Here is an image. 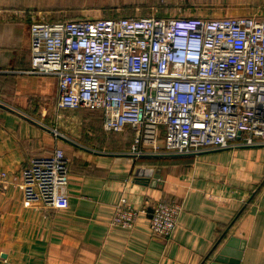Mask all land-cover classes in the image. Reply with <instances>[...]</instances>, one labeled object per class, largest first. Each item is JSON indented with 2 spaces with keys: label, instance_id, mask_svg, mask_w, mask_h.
Instances as JSON below:
<instances>
[{
  "label": "crops",
  "instance_id": "crops-1",
  "mask_svg": "<svg viewBox=\"0 0 264 264\" xmlns=\"http://www.w3.org/2000/svg\"><path fill=\"white\" fill-rule=\"evenodd\" d=\"M165 1L149 0L153 14L264 16L261 5L255 14L243 9L238 16L204 17L200 0ZM37 3H0V171L10 173L0 185V264H208L225 234L236 239L240 264H264V145L146 154L131 163L133 130L107 133L101 112L58 108L56 76L31 72L30 27L50 16ZM55 149L69 164L63 210L26 203L18 186L29 161ZM155 158L166 160L159 165ZM123 196L149 211L160 200L181 202L172 236L155 235L147 214L132 229L112 226Z\"/></svg>",
  "mask_w": 264,
  "mask_h": 264
},
{
  "label": "built area",
  "instance_id": "built-area-1",
  "mask_svg": "<svg viewBox=\"0 0 264 264\" xmlns=\"http://www.w3.org/2000/svg\"><path fill=\"white\" fill-rule=\"evenodd\" d=\"M30 40L31 72L56 76L58 108L101 112L107 133L134 131L131 163L264 145L263 15L38 21ZM9 178L0 171V185ZM68 184V161L55 149L32 158L18 186L26 203L63 210ZM182 210L175 200L135 208L123 196L111 225L132 229L147 214L152 232L169 239Z\"/></svg>",
  "mask_w": 264,
  "mask_h": 264
},
{
  "label": "rangeland",
  "instance_id": "rangeland-1",
  "mask_svg": "<svg viewBox=\"0 0 264 264\" xmlns=\"http://www.w3.org/2000/svg\"><path fill=\"white\" fill-rule=\"evenodd\" d=\"M163 4L168 1L160 0ZM203 3V13L206 15L212 13L215 16L222 17H233L238 16L235 14L241 12V10L246 9L247 11H253L257 13L258 6L261 5V11H264V3L259 4L261 0H200ZM152 2V1H151ZM150 2V3H151ZM149 0H43V5H48L46 11L49 13V18L46 19L47 22L60 21H70L80 18L91 19H114V13L118 9H126L128 7L132 8L130 11L132 14L127 16H133L136 18L147 17L153 15L154 9L153 5H149ZM42 5V4H41ZM149 5V6H148ZM144 7V8H143ZM168 7V11L171 7ZM210 12H208V9ZM148 9V13L145 12ZM31 10V9H30ZM30 10H27L29 12ZM146 10V11H145ZM261 14V13H260ZM109 16V18L107 17ZM147 15V16H144ZM113 16V17H112ZM206 15L204 17H209ZM243 16V15H242ZM115 17V19L121 18ZM125 17V16H124ZM38 22V21H35ZM34 23V22H33Z\"/></svg>",
  "mask_w": 264,
  "mask_h": 264
},
{
  "label": "water",
  "instance_id": "water-1",
  "mask_svg": "<svg viewBox=\"0 0 264 264\" xmlns=\"http://www.w3.org/2000/svg\"><path fill=\"white\" fill-rule=\"evenodd\" d=\"M225 236L217 243L208 264H240V253L233 251L236 239L229 238L225 240Z\"/></svg>",
  "mask_w": 264,
  "mask_h": 264
},
{
  "label": "trees",
  "instance_id": "trees-1",
  "mask_svg": "<svg viewBox=\"0 0 264 264\" xmlns=\"http://www.w3.org/2000/svg\"><path fill=\"white\" fill-rule=\"evenodd\" d=\"M26 1H28V6L29 5H31V4H29V3H32V0H26ZM36 1H38V3L39 4H41V2H43V0H36ZM0 3H2V0H0ZM37 3V4H38ZM149 5H151V4H149ZM148 5V6H149ZM44 6V5H43ZM30 7V6H29ZM45 7H48V5H45ZM144 8V7H143ZM12 9H14V10H19L20 12L21 11H25V10H23L22 8H19V7H17V8H12ZM22 9V10H21ZM24 9H26V8H24ZM29 8H27V10H28ZM132 8H130V7H128V8H126V9H123V8H120V9H118V11H116L113 15H114V18L115 17H120V16H123V17H121V18H129V17H131V16H127V15H129V14H132V12L130 11ZM146 11V10H145ZM148 13V9H147V11L145 12V14H147ZM160 15H164V12H161L160 11ZM125 16V17H124ZM144 16H147V15H144ZM107 17L109 18V16L107 15ZM113 17V16H112ZM162 17V16H161ZM164 18V17H163ZM83 19H85V18H80V19H76V20H83ZM60 20H58V21H56V22H59ZM52 23H54V22H52ZM89 112H91V111H89ZM99 112V111H98ZM94 113V112H93ZM154 159V158H153ZM156 160H157V162H156V164H159V165H163L164 164V162H165V160H166V158L164 159V161H163V159H161V158H155ZM216 246H217V244H216ZM215 246V247H216Z\"/></svg>",
  "mask_w": 264,
  "mask_h": 264
}]
</instances>
